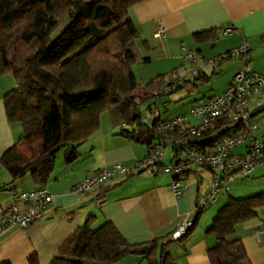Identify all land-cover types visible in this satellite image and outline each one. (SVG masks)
<instances>
[{
  "label": "crops",
  "instance_id": "obj_1",
  "mask_svg": "<svg viewBox=\"0 0 264 264\" xmlns=\"http://www.w3.org/2000/svg\"><path fill=\"white\" fill-rule=\"evenodd\" d=\"M129 16L139 34L132 43L138 64L157 67V76L188 72L192 65L184 61L185 52L202 57L203 60L197 63L202 73L177 91L185 90L187 97L193 91L200 96L198 86L203 83L207 86L205 91L212 92L210 96L204 93L201 100H206L199 104L220 96L243 67L238 58L216 67L207 65L205 60L246 43L251 69L264 75V0H144L131 8ZM158 24L164 28L161 41L154 38ZM228 26L233 30L225 36L223 31ZM14 88L16 83L10 76L0 77V159L23 135L19 124L8 122L4 109L3 98ZM250 110L258 130L259 121H264V103L261 107L252 105ZM184 116H188L190 126L198 125L189 114ZM154 120L151 126L144 123L153 127ZM126 131L134 132V127L125 124L115 127L110 114L105 112L100 117L99 130L75 148L76 160L67 162L68 149L56 155L52 175L43 186L52 195V204L42 218L27 229L9 227L0 233V264H28L31 256H36L40 264H51L78 228L87 224L91 230H96L105 223L113 224L133 245L155 240L169 242L165 251L174 264H210L207 251L215 246L216 241L207 230L222 207L211 220L198 224L202 211L195 222L198 214L196 199L210 187V172L206 169L189 168V173L181 178L179 197L171 191L172 174L145 171L125 177L116 175L83 197L71 193L74 186L102 169H111L115 164L134 166L145 158L147 145L129 138ZM215 135L212 133L208 138ZM263 137L264 133L259 139ZM246 145H242L244 150L240 148L239 155H247ZM164 158L163 164L166 165ZM173 159L174 155L167 166L175 162ZM259 169L263 172L257 177H264V166L255 168L249 176ZM204 181H207L206 186ZM1 188L8 192L0 194V215L12 203V191L37 189L31 177L13 181L0 166ZM186 220L194 221L190 234L182 241H171L170 234ZM229 239L242 243L249 264H264V207L258 208L252 219L237 225ZM112 264L148 263L138 256H128Z\"/></svg>",
  "mask_w": 264,
  "mask_h": 264
},
{
  "label": "trees",
  "instance_id": "obj_2",
  "mask_svg": "<svg viewBox=\"0 0 264 264\" xmlns=\"http://www.w3.org/2000/svg\"><path fill=\"white\" fill-rule=\"evenodd\" d=\"M142 1L0 0V77L10 76L16 83L3 98L4 109L8 122L23 129L20 140L0 159L13 181L29 176L37 188L45 186L56 155L68 149L67 162L76 160L75 148L99 130L105 112L115 127H134V132L125 133L148 148L176 134L160 132L156 120L148 127L139 111L140 105L155 99L154 91L167 77L157 76L137 92L138 60L132 43L139 34L129 14ZM230 124L219 120L211 131L216 135L204 134L196 145L211 148L230 134ZM173 150L176 160L178 151ZM260 207H264V193L230 199L216 213L207 230L216 241L207 251L210 264H249L242 243L229 238ZM197 213L195 222L201 211ZM168 244L155 240L133 245L111 223L96 230L86 224L51 264H112L128 256L148 264H174L165 251ZM28 264L40 263L31 256Z\"/></svg>",
  "mask_w": 264,
  "mask_h": 264
},
{
  "label": "built area",
  "instance_id": "obj_3",
  "mask_svg": "<svg viewBox=\"0 0 264 264\" xmlns=\"http://www.w3.org/2000/svg\"><path fill=\"white\" fill-rule=\"evenodd\" d=\"M232 30V26L226 27L223 35H229ZM154 38L160 41L164 39V28L161 24L156 26ZM236 58L242 60L243 67L227 89L220 96L191 107L189 116L198 121L197 126L188 124V116L161 121L158 112L154 111L157 129L160 132L176 134H169L164 140L154 142L148 148L145 158L134 166L115 164L111 169H102L74 186L71 193L83 197L99 189L116 175L125 177L133 172L145 171L172 174L171 191L175 197H179L182 193L181 178L190 167H200L210 171L211 178L208 190L196 199L195 209L202 212L214 204L220 195L228 192L227 183L247 178L255 168L264 166V137L261 139L255 137L257 125L250 110L252 105L261 107L264 103V75L257 74L251 69L248 45L245 43L239 48L205 60V63L216 67ZM183 59L191 64L192 68L181 75L174 73L167 76L162 87L154 91L155 99L168 96L202 73V69L197 66V63L203 60L200 55L185 52ZM221 119L231 122L227 127L231 130L230 134L205 150L196 145L195 141H199L204 134H211ZM244 143L247 144V155L235 153V149ZM167 144L178 151L175 162L168 166L163 164ZM182 154H185V157H182ZM7 192L6 188L0 189V194ZM11 196L12 203L0 215V233L9 227L27 229L42 218L53 202L52 195L44 187L29 192L12 191ZM193 227V220L183 221L170 234V239L178 241Z\"/></svg>",
  "mask_w": 264,
  "mask_h": 264
},
{
  "label": "rangeland",
  "instance_id": "obj_4",
  "mask_svg": "<svg viewBox=\"0 0 264 264\" xmlns=\"http://www.w3.org/2000/svg\"><path fill=\"white\" fill-rule=\"evenodd\" d=\"M64 28H65V24L58 31H56L55 36ZM156 43H157V47L159 48L158 41ZM134 73L137 82L139 84V88L137 92L141 93L143 91V87L145 86L146 82H149L150 78H154L155 76H157L158 70L157 67L155 66H147V65L145 66L143 64H137L134 67ZM167 74L172 75L174 73H167ZM167 74L163 76H168ZM199 84H202L201 86H198V89L200 88V93H199L200 96L196 95V93L193 91L191 92L190 96L187 97L188 92L182 90L172 96L159 97L157 99H154V101L149 100L148 102L140 105L139 111L143 117L144 122L147 123L148 126L152 125V121L154 120L152 114L154 113V111H157L160 114L161 121L172 120L174 118L184 116L185 114L188 115L191 106L195 104H199L200 102L206 100V99L201 100V98L204 96V93L207 94V96H210L211 94L210 92H212L209 90L205 91L207 89V86L204 85L203 83H199ZM196 97L198 98L195 99ZM165 102L167 104H164ZM259 122H260L259 124L260 129H258L255 132V137L257 138H260L261 135L264 133V121L260 120ZM242 145H240V147H237L234 152L239 154V151L241 150L240 148L244 150V146ZM60 152L62 153V150ZM164 155H165L164 163L167 165L169 164L170 160L174 155V150L171 145L167 144V146L164 149ZM182 157H185V154H182ZM261 172L263 171L259 169L256 170L253 175L247 178L235 179L227 183L229 192H227L225 195H220L218 197V201H216L209 208H207L202 212L198 224H200L202 221L204 222L206 219L211 220V217L215 215V213L225 205V203L229 200V198H234V199L247 198L259 194V192L257 193V191L264 192V177L261 178L257 177ZM206 183L207 181H204V186H206Z\"/></svg>",
  "mask_w": 264,
  "mask_h": 264
}]
</instances>
